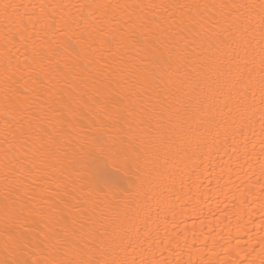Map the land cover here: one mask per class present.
Here are the masks:
<instances>
[{"label":"snow or ice","instance_id":"6c2138e0","mask_svg":"<svg viewBox=\"0 0 264 264\" xmlns=\"http://www.w3.org/2000/svg\"><path fill=\"white\" fill-rule=\"evenodd\" d=\"M0 38V264H226L193 188L229 150L220 246L264 264V0H0ZM177 202L191 245L169 239Z\"/></svg>","mask_w":264,"mask_h":264},{"label":"bare ground","instance_id":"6f19581e","mask_svg":"<svg viewBox=\"0 0 264 264\" xmlns=\"http://www.w3.org/2000/svg\"><path fill=\"white\" fill-rule=\"evenodd\" d=\"M17 2H21V0H17ZM23 3H45V4H73V3H127V4H139V3H232V2H241V0H22ZM215 10H212V13H214ZM227 27V25H225ZM107 38H111L110 36ZM3 47V39L0 38V50H2ZM19 47V45H18ZM114 50V49H113ZM15 52V49H13ZM21 53H23V48H21ZM104 55H108L106 52ZM2 59V58H0ZM110 59V57H109ZM24 56L20 55V61L23 62ZM20 84H23V81H20ZM57 87L64 88L67 90L68 85L61 83L57 85ZM4 124V118L3 113L0 111V128L3 127ZM3 141V135L0 134V157H2V149L5 147V145L2 143ZM207 151V150H205ZM230 156V150L228 152L221 151L218 154L213 152L212 156L205 157L203 162V167H199L196 169L197 175H200V179L196 181L197 184H203L204 187L199 190V193H196V189L193 188V193L197 195H201L203 198L200 201V206L204 210V217H201V219L204 220L203 226H201L200 221H195V227L197 229V232L204 231L209 232L212 231V234L215 236V238L219 241V243L216 246V251L219 254V259L222 261H225L226 264H228L229 261H235L238 257L236 255L238 249L234 247L235 241H233V248L231 251H225L224 248H222L220 245L224 244V239L228 238V229L226 225L228 224V221L224 218V215L219 211L220 209H223L226 205L227 207L231 208L232 206V198H231V192H234L236 190V185L242 184L243 177L241 176L240 179L236 177V175H232V182H228L227 177V168L224 167L223 171L226 174L223 180H220V174H221V168L226 164V162L229 161ZM194 165H199L200 161H194ZM215 169V172H212L211 176L209 177V171H206V169ZM208 177V178H206ZM33 179L35 180L34 185V191L39 194L43 191V189L47 188V183L41 178V174L39 172L35 173L33 176ZM119 180V178H117ZM195 180V177H193ZM209 179L211 180V186H209ZM0 182H2V178H0ZM123 182V181H121ZM227 183V187L218 188L217 185L223 186ZM185 191H188L187 188H185ZM211 196V198H209ZM260 215L259 210L256 209L254 211V219L258 218ZM177 222L183 220L184 223H179V226L175 228L173 231V225L169 223L168 229H169V239L175 238L179 239L180 243L183 245L185 243V237H187V243L191 245L193 243V224L194 221L192 219V213L189 209L181 210L180 203L177 202V215H176ZM251 227V226H249ZM180 234V235H177ZM235 231L232 232V235H235ZM221 235L224 237V239H221ZM246 239V237H245ZM243 243V241H241ZM195 244L197 248H200L202 246L200 240H195ZM41 248H43V245H40L39 248L36 249L37 255L33 257L34 259H43L44 256L41 253ZM193 252H196V249H192ZM206 251V250H205ZM188 249H185L184 259H188ZM167 255V253H165ZM239 258H243V254H240ZM192 259L194 261L199 259V255H193Z\"/></svg>","mask_w":264,"mask_h":264}]
</instances>
